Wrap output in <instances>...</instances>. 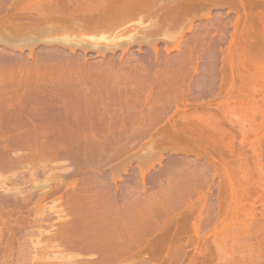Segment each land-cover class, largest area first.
Masks as SVG:
<instances>
[{
	"label": "bare ground",
	"instance_id": "1",
	"mask_svg": "<svg viewBox=\"0 0 264 264\" xmlns=\"http://www.w3.org/2000/svg\"><path fill=\"white\" fill-rule=\"evenodd\" d=\"M210 9L227 10V13H224V18L221 23L224 22L225 18H228L230 13H234L235 21L232 23V27L234 34L240 32L239 36L245 30H257L259 27V29H261V27L263 28L264 26V0H0V174L2 176H4L3 173L5 174L4 177L7 183L6 175L9 176V173L14 174L15 171L17 172L20 170L19 167L25 168L26 165L24 166L22 164L31 163V167H29L31 169L34 168L32 170L35 171V163L38 165H45L48 163V165H50L62 160L68 162L65 165L67 168L71 166L73 169L70 175L68 171L62 172L63 174H56L58 169L61 170L63 167L60 166L61 169L59 166L49 167L52 172L58 169L54 174L47 169L48 173L51 172V175H48L49 178H47L48 176L46 177V183L40 188L42 191L39 189L41 193H37V196L35 194H25L22 192V189L17 186H15L16 188L12 186L14 187L12 188L10 185L9 187H11V190H9V187H6V185L0 187L2 191L4 190L3 193H6V191L14 192V194L9 192L14 195V198L0 196V208L3 207L6 211L9 209L8 217H17L12 219V223H9L10 221L8 222L9 224H14L11 225L13 226L12 228L10 227L7 229V232L10 231L8 235L5 233L6 231L0 230V238H2L3 235L4 239V236L7 235V241L5 239H0L1 243L4 241L11 245L13 239L16 242L17 237L14 233H17L15 231L18 229L15 227H17L20 222L22 223L23 218H21L20 215L23 211H25L26 208L29 210V205L33 206V204L30 203L35 201V207L33 206V209L41 213V210L45 209L42 203H48L47 200H49L50 203L51 200L52 202L55 200L58 202V200H60L56 208L52 206L57 209L55 210L56 216H59L60 212L61 214L64 212V210L61 211L58 207L62 208L65 205L67 207V212L65 215L63 213V216H60L61 219L57 216L61 221L58 220L59 223L55 226V230L53 229V232H51L53 233L51 234L52 236L47 237V240L50 241L48 242L50 245L51 241H54L52 243L54 247L51 248H55L54 243L57 242L56 246H61L64 250V253L61 252V254L63 253L64 255L67 253L66 257L68 254L72 255V257L76 255L73 257L74 260L76 257L78 259L80 258V261L76 258V260L79 261H77L78 264H122L124 261L123 258L133 251L135 246L138 249L137 246L139 244L137 241H139V233H141L143 238L145 235V231L144 233L143 231L141 232L143 228H141V226L144 225L142 224V220L146 218H144L142 212L145 213V211L138 212L139 215L140 213L142 214L140 216L137 214L135 215L131 210L132 206L130 205L131 207H129V204H127L128 206L125 204L127 209H125L126 206L122 205L123 208L120 206L122 210H127L123 213L121 219L123 211L119 209V204H117L120 200L117 203L115 202L120 199L118 197H121L122 201V196L124 195H122L121 192L122 196L119 194L117 191L119 189L113 190L116 185V182L114 184V176V179H111L112 176L109 177L111 179L110 182H108L109 180L106 181L112 183L109 185H112V187L114 186L113 189L108 186L106 187H108V189L111 188L114 193L117 191L118 193H116L119 196L114 195L115 198L118 199L114 200L115 198H112L114 197L113 194H108V191L105 194H108L109 197L112 196L110 198L114 200L113 203L115 204L112 203V205L116 206L117 204L118 208L116 206V210L119 209L122 211L121 213L117 211L120 213L119 218L117 216L119 213L114 216V214L112 215L107 212L111 208L110 202H112V200L110 198L111 201L107 198L108 201H110L108 202V207L110 208H108L107 211V206L104 207V212L102 211L104 204H101L103 205L101 206L100 203L96 204L99 209L102 207V212L92 210L91 206H89L90 203L96 199H100V197L95 198L93 194L92 196L95 198L93 200V198L91 199L89 197L90 195H87V193L89 194L91 192L90 190L87 191L90 185L85 187L87 190L84 189L87 183H85L86 181L83 176H86L85 174L91 171H88V169H90V167H88L90 161L93 163V167L96 168L95 170H97L98 167H95L97 163V165L100 166L101 163L107 165L111 162V160L106 162L109 158H107V160L105 159V162H103V157L101 158V156L102 154L105 155L106 152L99 149V147L104 144V140H106L104 141V147L111 148L107 145L109 142L111 143L109 144L113 146L112 143L114 140L110 138L111 135L112 137L120 138L121 134H126L125 131H128L129 126L132 127L131 125L140 127L143 125L144 127L151 128L162 123L169 116H171L169 125L174 127L172 120L175 116H182L181 118H185L183 116L185 115L186 105L180 104L181 101H179V89L181 90L183 85H179V82L194 79L196 76L195 68L197 66V61L195 62V67L193 61L197 60V57L195 59L194 56L197 54L195 50L197 47L196 44L199 41L194 40V44H190L191 42L186 39V47L181 52L176 50V53H173L175 55L171 54L172 51L169 52L167 47L159 51L157 48L158 45L155 43L159 41L158 39L162 36H167L169 29L174 27L178 21L180 24L181 20L189 16L197 17L202 11ZM209 20L210 13L206 15L202 24L204 27L199 31L205 32L208 30L206 27H211ZM240 25L242 27L241 31L239 30ZM192 26L193 22H190L189 34H191ZM263 29H261V31ZM255 30L254 35L256 36L257 32ZM209 32L210 30L207 33ZM262 32H264V30ZM249 33L250 32H248V34ZM234 34L230 36L231 42L233 41ZM248 34H246V36L243 34V38H246ZM249 36L250 34L248 37ZM258 36L260 38V34H257V39L254 36L253 38L257 41ZM246 39L245 41L248 39L250 40L247 42L244 41L245 43H249L253 40L251 36L247 40ZM208 40L210 41L213 39ZM259 41H261V39H259ZM259 43L261 44V42H257L258 45H256L255 41L254 43L251 42L250 47L255 46V48L259 49ZM133 44L137 45L138 52H141L143 47L144 49L147 47L150 55H145L146 61L144 65L122 66L121 69L119 67L123 75L121 72L120 74L119 72L113 74L110 69H106L104 72L96 71L87 74L83 72L82 64L86 63L84 59L85 56H87V51H93L94 54L100 56L101 59L105 61L107 53L111 56L110 58H114L116 55L115 51L119 50L121 57L116 65H121L122 63L124 64V57ZM208 44L210 45V43ZM208 49H213L212 51L214 52V48ZM36 50H40V54H37ZM161 50L163 52H161ZM140 56L144 57V54ZM57 61H65L67 63L70 61L72 69L70 63L67 64L68 66L65 68L60 66L65 65L64 63L61 64ZM80 61H83V63L81 62V64ZM58 63L60 64L58 65ZM72 63H77L79 65L75 67ZM243 66L245 67V65ZM252 66L255 65L252 64ZM67 67L70 68H68L69 71L71 70L70 73L75 71L79 76L82 75L85 77V75H88V82H90L88 86L86 82H84L82 87L65 86V83L68 84V76L71 77L74 75V73L69 75ZM73 67L75 68L73 69ZM64 68L67 70H64ZM179 70L183 71L180 80ZM190 71L194 72V76H192L193 73L191 74ZM107 73L108 75H106ZM109 73L116 78L118 77V80L113 84L114 87L112 85L105 86L101 83L106 76H111ZM66 74H68V76H66ZM163 75H166V77H163ZM54 83H58L57 86L54 85ZM115 84L117 87L119 86V88H116ZM180 86L182 87L180 88ZM186 86L188 87V85ZM223 87V85L218 87V94L224 92ZM79 88H82L83 93L75 91ZM102 94L107 95L104 97ZM119 125L122 126V129L126 128L127 125L129 126L126 128L127 130H122L120 128V131H124V133L120 132V135L118 133L114 134L117 132L114 130L116 128L118 129V127H120ZM184 130V133H190L189 131V133L187 132V129ZM103 134H107V139H105V135L103 136ZM130 138L133 139V136ZM130 138L128 139L131 140ZM136 138H140V136H135L134 139ZM107 140L108 143H106ZM89 145H93L94 147L91 146V148ZM85 148L88 151L85 150ZM109 151L111 152V150ZM22 152H24L23 154L25 156L15 154ZM110 152L108 154H110ZM99 157L102 159L101 163L100 161L98 162V160H100ZM96 158L97 163L94 164ZM23 160L26 161V163H23ZM211 161L218 164L216 160L212 159ZM48 165L45 167H48ZM86 167L88 172H86ZM218 167H220V165H218ZM224 167L225 164L222 168L225 169ZM22 168L21 171L23 170ZM25 169L27 170L28 168ZM81 172L82 174L85 172L83 176ZM11 174L10 176H13ZM18 174L15 173V176ZM1 175L0 178L3 181L4 178ZM73 176H79V178L76 177V179L83 178L85 181L84 183H79L81 180L75 179L79 183L77 184H83V187L81 185V187L77 186L75 183L74 187L71 185L73 182H69V179ZM81 176L82 178H80ZM104 176H106L105 172ZM104 176H102V178ZM145 176L147 175L145 174ZM145 176L143 173L142 179L144 178L145 180ZM103 180H105V177ZM2 181H0V185L3 184ZM140 181L142 182L143 180L140 179ZM143 183L144 181L141 185L145 187ZM11 184L14 185V183ZM120 184L118 183L117 185ZM144 187H142V189ZM79 190H82V192H78ZM109 192H111V190ZM144 192L142 191L143 194ZM81 193H85V195ZM86 195L93 201L90 202L86 199L88 198ZM103 196L107 197V195ZM83 198L85 199V203ZM124 198L128 199L127 196ZM86 200L87 202L89 201L88 205ZM105 201H107L106 198L103 203H107ZM60 202L64 205L62 206ZM136 206L139 210L134 212L141 211L140 208H142L144 204L142 205L141 203V205L137 204ZM143 208L142 210H145ZM50 209L51 207H49V210ZM112 209L115 211L114 207H112ZM28 210L25 212L28 213ZM114 211L111 212L113 213ZM137 216L140 218H137ZM142 216L144 219H142ZM68 217L69 220H66ZM62 218L64 220H62ZM139 219H142V222ZM146 221L148 222V220ZM150 223L148 222L149 226ZM138 224H140V226ZM149 226L147 227L148 229ZM263 229H260V231L262 230L264 233ZM149 230H146V232H149ZM18 234L19 233H17V236ZM38 238H36L37 240L35 241L33 240L35 245L38 243H45V237L43 238L45 241L41 242H39ZM259 240H261V238ZM36 241H38V243H36ZM142 241L144 240H140V242ZM15 242L12 243L15 244ZM17 242H19L18 239ZM6 243H4V247H6V250L10 248V251H7V253H5V251V256L3 257L6 258L7 256L9 259V253L13 250V247L10 245V247H7L8 244L6 246ZM32 244L33 242H31V245ZM141 244L142 243H140V245ZM16 245L18 246V243ZM16 245H14V252ZM45 245H48L47 242ZM136 248L134 252L137 253ZM55 253L52 252V254ZM34 254L37 256L35 252L30 256V259ZM11 255L15 257L16 254L14 255L11 253ZM36 256H34L35 259L38 257ZM60 256L57 254L55 257L59 259ZM78 256H85L86 260H81V257ZM88 257L93 258L90 259ZM52 258H54V256ZM67 259L70 258L67 257L65 259L66 262H68ZM130 259H125L124 264L128 263ZM66 262H64V264H66ZM71 262L74 261H70V264ZM130 262H133L132 259L129 263ZM32 264H34V262Z\"/></svg>",
	"mask_w": 264,
	"mask_h": 264
},
{
	"label": "rangeland",
	"instance_id": "2",
	"mask_svg": "<svg viewBox=\"0 0 264 264\" xmlns=\"http://www.w3.org/2000/svg\"><path fill=\"white\" fill-rule=\"evenodd\" d=\"M208 13H210L209 22L211 27H206L208 30L201 32L199 30H202L204 27V25H202L203 20ZM224 13H227L226 9H210L202 11L197 17L189 16L181 20L180 24L178 21L174 27L169 29L167 36H162L158 39L159 41L155 43L158 45L157 48L159 51L167 47L169 52L172 51L171 54H173L176 53V50L179 52L183 51L187 45V43H185L186 39L191 42L190 44H194V40L199 41L196 44L197 47L195 50L197 54L194 56L195 59L197 57V60L193 61L194 67L197 61L196 71L194 70L196 76L194 79H188L189 81L186 79L187 81L179 82V85H183V87L180 86V88L182 87L181 90L179 89V101H181L180 104L186 105L185 115L183 116L185 118L183 119L181 118L182 116H175L172 120L174 127L169 125L171 116L162 123L151 128L144 127L143 125L142 127L133 125L130 127L127 125L129 129L125 131V135L121 134L122 136L119 134L122 126L119 125L120 127H118V129L116 128L117 130L113 129L117 132L114 133L113 131V133H118L120 138L112 137V135L110 137L114 140H112L113 146H111V143L109 142V144L107 140L106 143H108L107 145L111 148L104 147V141H106L104 140V144L102 143L104 149L102 146L99 147L100 150L106 152H104L105 155H103L102 152V156L100 155L101 158L103 157V162H105L107 158L109 159L106 162H109V160H111V162L105 165L101 163L102 159L99 157L100 160H98V162L100 161L101 163L99 166L97 165L96 158L94 164H97L94 166H98L97 170H95L96 168L93 167V163L90 161L88 164L90 169H88V171H91L88 172L86 167V172H88L85 174L86 176H83L85 172L83 174L81 172L86 182L83 180L82 176L80 177L82 179H76V177L79 178V176H73L69 179V182H73V184H71L73 187L75 186L74 183H78L76 180H81L79 183H87L84 189H86L85 187H87V185H90L89 189L86 190H90L92 193H86L90 195L89 197L91 199L94 197L92 196L93 194L95 198L100 197V199L96 200L93 198L94 201L92 200V202L86 195L88 197L86 199L92 202L89 206H91L94 211L104 212L105 206H107V211L108 208H110L108 207V202L111 200V208L107 212L115 216L117 213L123 211L121 219L123 213L127 211L124 209L122 210V205L126 206L129 204V207L132 206V209H130L135 215H139L138 212L145 211V213H142L144 218H146L144 219L142 216L144 220L139 219L143 221L142 224L144 225L147 222L146 220H148L149 223L151 222L150 226L148 222L145 226H141V228H144H142L143 230L140 228L141 232L143 231L144 233L145 231L146 236L142 233L145 239L141 236V233H139L140 238L138 237L139 241H137L139 244L137 246L138 249L135 246L137 253L134 252V248L133 251L126 255L128 258L126 256L123 258L124 261L122 264H124L125 259L130 258L133 262L129 263L130 259L128 263L125 264H264V233L262 230V233L260 231V229L264 228V32H262L264 26L263 28L261 27V29H263L262 31L259 29L260 27L257 29L259 31L248 29L247 31L250 32L249 34L253 40L249 43H245L250 40L248 39L250 38V36L248 37V32L245 30L246 33L242 30L245 32H242L245 36L248 34L246 37L248 40L245 37L243 38L242 33L240 37V32L234 34L232 23L235 21V15L234 13H230L228 18H225L224 22L221 23L224 18ZM190 22H193L191 34L188 32ZM241 28L240 25V31ZM209 30L210 32L207 33ZM254 30L258 35L260 34V38L258 36L257 41V34L256 36L254 35ZM232 34H234V38L231 42L230 36ZM252 34L256 39L253 38ZM208 39L213 40L209 41ZM245 39L247 41H245ZM259 39H261V41H259ZM254 41L256 45H258L257 42H261V44L259 43V49L255 48V46H252L253 49L250 47L251 42L254 43ZM208 43H210V45ZM208 48H214V52L212 51L213 49L209 50ZM129 50L124 57V64L122 63L121 65H116L121 57L119 50L115 51L116 55L114 58H110L111 56L107 53L105 61H103L100 56L94 54L93 51H87V56H85L84 59L86 60V65L83 61H80V63H83H81L83 66H80L83 67V72L85 74L96 71L104 72L106 69H110L113 74L118 72L120 74L122 66L144 65L146 61L145 55L149 54L147 47L145 49L143 47V50L138 52L137 45L133 44L130 46ZM162 50L161 52H163ZM40 52V50H36L37 54H40ZM143 54L144 57L140 56ZM125 61L128 62L126 63ZM60 63H64L65 65L60 66L66 68L70 61L69 63L61 61ZM60 63H58V65ZM77 63L72 64L76 67V65H79ZM252 64L255 66H252ZM243 65H245V67ZM70 67L72 69L71 63ZM75 67H73V69ZM65 68L64 70H67L69 67H67V69ZM70 71L69 75L73 73L74 75L77 74L75 71L73 73H70ZM191 71L190 73H193L192 76H194V72ZM121 74L123 75L122 72ZM74 75H72L71 77L73 78H71L66 74L69 80L67 81L68 84L65 83V86L82 87L84 82H86L87 86L90 83L88 82V75H85L86 78L81 75L84 79L79 76V74ZM106 75H108V73ZM182 75L183 71L179 70V80ZM163 77H166V75H163ZM105 78L101 81L102 85L105 86L112 85L114 87L113 84L118 80V77L116 78L112 74ZM57 84L58 83H54L56 86ZM186 85H188V87ZM220 85L224 86V92L218 94V87ZM116 88H119V86L117 87L116 85ZM75 91L83 93L82 88ZM106 95L107 94H102L104 97H106ZM127 126L126 128H128ZM126 128L121 129L125 130ZM182 129H187V132L189 131L190 133L188 132L189 134H187L185 132L186 135ZM122 132L124 133V131ZM107 134H103V136L105 135V139H107ZM129 136H133V139ZM135 136H140V138L134 139ZM91 146L89 145V147ZM86 148L91 150L88 147ZM86 148L85 150H87ZM109 150H111V152ZM108 151L110 154H108ZM23 153L24 152L15 154L25 156ZM209 159L216 160L218 164ZM22 162L26 163L24 160ZM59 162L52 163L50 164L51 166L48 165V163L45 165H38L35 163V171L32 170L34 168H30L31 163L22 164L24 166L26 165L25 168H28L27 170L19 167L20 163L19 166H17L20 170L17 172L15 171L16 174L19 173L18 175L15 176V173L11 174L9 172V176L6 175L7 183L4 177L5 174L3 173L4 176L0 174L4 178L3 181L0 178V181L3 182L0 187L3 185H6V187L10 185L11 187L17 186L22 189V192L25 194H35L37 196L41 193L40 188H42V185L46 183L45 179L49 178L48 175H51L52 171L49 167L59 166L61 169L60 166H62L63 168L61 170L57 168V173L55 172L57 169L55 171L53 170L56 174L68 171L70 175L73 172L69 164L68 168L65 166L68 163L67 161L64 162V160H62ZM224 164L225 169L222 168ZM46 165H48V167H45ZM218 165H220V167H218ZM21 168L23 169L22 171ZM47 169L51 172L48 173ZM54 172H52V174H54ZM104 172L106 176H104ZM143 173L144 176L145 174L147 175L145 176L147 180H144V178L142 179ZM10 174L13 176H10ZM102 176L105 177V180H103L104 177L102 178ZM111 176V179H116H114V184L115 182L116 185L121 183L120 185H115V187L113 186L114 189L112 185H109L112 183H108L111 180L109 178ZM140 179L144 181L143 184H145V187L141 185L143 181L141 182ZM11 183H14V185ZM78 184L77 186L81 185ZM106 186L111 187L114 191L115 189H119L117 190L119 194L121 195L122 193V195H124H121L123 198L122 201L121 197H118L120 199L115 198V195L119 196L117 195V191V193H114L111 188L108 189ZM11 187H9V190H11ZM142 187L144 188L142 189ZM82 190L78 192H82ZM110 190L111 192H109ZM3 191L2 189L0 190V196L14 198V195L10 194H14V192L9 191V193L5 190L6 193H3ZM107 191L108 194H113L114 197H110L115 198L114 200L118 199L115 203L120 200L117 204H119V209L122 211L119 209L116 210L117 204L116 206L112 205L114 200L111 199L108 194H105ZM142 191L146 192L143 194ZM83 195H85V193ZM103 195H107V197ZM126 196L128 199L124 198ZM104 197L107 203H103L105 200ZM107 198L111 200L109 199L110 201H108ZM98 200H101L102 203ZM47 201L48 203H42L45 209H42L41 213L33 209L35 205V201H33L30 203L33 204V206L29 205V210L27 208L25 209V211L28 210L29 212L26 213L27 211H23L20 215V217L23 218L22 223L20 222L17 226L15 222L17 226L15 228L18 230L16 229L17 231H15L11 229L19 233L18 237L17 233L13 232L19 241L17 242L16 239L18 246L14 239L12 242H15V244L11 242V245L3 241L6 243V246L8 244L7 247H13V250L11 249L12 251L9 253L10 258L8 259L7 256L6 258L3 256H5L7 251H10V248L6 250V247H4L5 244L0 242V264H32L33 262L34 264H64L67 257L70 259H67L69 263L66 262V264H70V261H74L78 264L80 258L78 259L76 257L79 261L73 258L76 255L72 257V255L68 254L73 260L68 255L66 257L67 253L64 254V257V250L61 246H56L57 242L54 243L55 248L57 249L58 247L61 251L51 248L54 247V245H52L54 241H51L52 246L48 243L50 241L47 240V237L52 236L51 234L53 233L51 232H53V229L57 223H59L58 220L61 221L60 216H63V213L64 215L66 214L67 207L64 204L63 206L60 202L64 208L58 207V209L61 211L64 210V212H62V214L60 212L59 216L57 215L59 219L56 216L55 210L57 209L55 208L60 200H58V202L56 200L52 202L51 200V203L49 200ZM83 201L85 203V199ZM89 201L87 202L86 200L87 205ZM96 203H100V205L104 204V206L101 205L103 206V210L102 207L99 209ZM141 203L142 205L144 204L145 207H141L145 210L140 208L141 211L134 212L139 210L136 205H141ZM127 206L125 209H127ZM49 207H51L52 210H49ZM112 207L115 208L116 212ZM2 208H0V230L6 231L5 233L8 235L10 231L7 232V229L10 227L12 228L13 226L11 225H14L9 223H12V219L17 217H8L9 209L6 211ZM110 210L114 212L112 213ZM120 213L117 215L118 218ZM140 215L142 214L140 213ZM139 216H137V218ZM64 219L62 218V220ZM66 220H69V217L68 219L66 218ZM140 224L138 225L140 226ZM147 225L151 230L147 228ZM146 230H149V232H146ZM247 231H250L249 234ZM42 235L46 238V241L43 239L44 237ZM6 236H4L5 240L7 238ZM36 238H38L39 242L45 241V243H38V241H36L39 245H35L34 241L37 240ZM260 238L261 240H259ZM0 239H3V235ZM142 239L144 241L140 242ZM31 242H33L32 245ZM46 242L48 244L47 246L45 245ZM139 242L142 244L140 245ZM14 245H16L15 252ZM35 252L38 257L34 254L30 259V256ZM52 252H56L59 256H63L56 259L55 256H57V254H52ZM61 252L63 253L61 254ZM11 253L14 255L16 254L15 257L12 256ZM34 256H36L37 259H35ZM53 256L54 258H52ZM82 257L81 260H86L85 256ZM88 258L91 259L93 257ZM74 262H71V264H75Z\"/></svg>",
	"mask_w": 264,
	"mask_h": 264
}]
</instances>
